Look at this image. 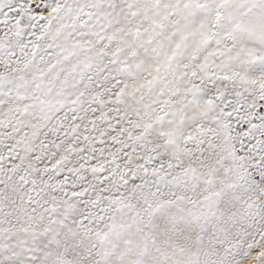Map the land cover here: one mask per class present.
Returning <instances> with one entry per match:
<instances>
[{
    "label": "snow or ice",
    "instance_id": "6c2138e0",
    "mask_svg": "<svg viewBox=\"0 0 264 264\" xmlns=\"http://www.w3.org/2000/svg\"><path fill=\"white\" fill-rule=\"evenodd\" d=\"M0 264H264V0H0Z\"/></svg>",
    "mask_w": 264,
    "mask_h": 264
}]
</instances>
